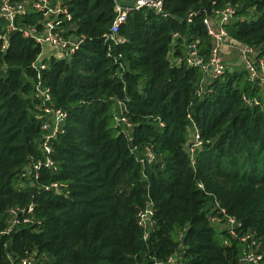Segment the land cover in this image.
<instances>
[{
    "label": "trees",
    "instance_id": "trees-1",
    "mask_svg": "<svg viewBox=\"0 0 264 264\" xmlns=\"http://www.w3.org/2000/svg\"><path fill=\"white\" fill-rule=\"evenodd\" d=\"M60 1L71 14L67 35L85 40L70 57L45 60L42 82L68 118L53 142L58 170L42 167L38 178L28 168L41 157L33 63L42 46L19 28L41 13L18 17L7 41L0 18V264L31 253L47 264H164L175 252L180 264H239L245 243L211 222L215 199L242 223L241 234L255 235L264 264V109L242 99L261 102L260 88L235 71L211 81L202 96L204 72L174 61L195 38L208 54L203 18L227 3L238 18L229 34L264 56V0H164L166 15L130 12L119 32L124 42L108 38L114 0ZM116 99L126 102L133 142L153 145L152 164L143 167L130 151ZM193 122L203 139L194 164L185 149ZM54 181L61 193L43 187ZM149 199L156 223L145 241L136 216ZM31 203L39 227L5 234L7 209Z\"/></svg>",
    "mask_w": 264,
    "mask_h": 264
},
{
    "label": "built area",
    "instance_id": "built-area-1",
    "mask_svg": "<svg viewBox=\"0 0 264 264\" xmlns=\"http://www.w3.org/2000/svg\"><path fill=\"white\" fill-rule=\"evenodd\" d=\"M115 1V16L112 21L110 33L108 38L115 42H124L125 39L119 35L121 26L127 21L130 12L133 10H139L142 8H151L158 14L166 15L164 12V0H114ZM52 0H0V18L7 21V32L3 36L7 41V34L10 31L18 29L16 26V19L18 17L26 15L28 12H39L42 18L36 23L27 26L20 27L23 32V36L26 38H33L42 46L48 45L53 51H63L68 57H70L80 44L85 40L84 35H76L74 33L67 35V26L64 23L71 19V14L67 8L62 7L60 0L54 3L55 10L53 11L50 6ZM30 7L31 11H28ZM50 11L56 12L58 16L55 19H50L46 16ZM237 17V7L232 3H227L224 7L214 10L210 14H206L203 18V24L207 30V34L211 39V46L209 52L206 53L202 50V43L200 38L188 42L185 46V53L183 56L176 58L175 63H185L188 67L200 68L204 74V80L206 76H212L219 78L225 73L226 64L223 56V47L226 45L229 39L228 25L232 23ZM6 45L4 44L3 47ZM242 60H246V70L249 80L258 84L264 85V61L261 60L258 64L251 63L248 59L253 53V48L247 44L241 45ZM61 56L56 58H63ZM43 51L38 58L34 61L33 67L37 70V81L35 82V92L33 97L38 99L36 104L39 113L37 116L41 120V126L43 134L41 136L39 150L41 157L28 168H33L35 172V178L39 177V170L45 167L52 171H57L58 167L55 160L52 157L54 152L53 142L63 133L64 125L68 118V111L62 107H57L52 103V94L50 88L44 86L42 72L47 69L46 59L49 57H42ZM122 55L119 54V57ZM117 62V57L115 58ZM119 65L124 68L125 65L122 62H118ZM202 82V83H203ZM201 84V92H202ZM244 103L248 106L261 105L260 100L257 97L244 94L242 96ZM117 113L116 121L119 125L123 126V131L128 139L130 151L136 155V158L143 167L152 164L156 161V153L153 145L147 144L140 149L138 144L133 142L132 130L134 123L127 116L128 108L126 102L122 99H116ZM264 108V107H263ZM160 126H165V123L160 120ZM203 145V139L197 125L193 122L191 129V137L186 144V151L190 157L192 164L196 162L197 149ZM43 187L48 191L55 193L62 192V186L58 181L44 184ZM197 187L201 190H205V186L202 182L197 184ZM9 216L8 226L3 232L10 234L13 230L19 226L35 227L36 229L41 224V220L35 213L34 204L31 203L26 206H14L7 209ZM137 223L143 231V239L149 240L155 220V204L149 199L144 206L140 207L137 212ZM211 222L219 228V231L225 230L233 238L240 239L245 243V249L242 256L239 259V264H261L263 259V252L261 249V243L251 232L240 233L239 228L242 223L234 216L228 213L227 209L223 207L220 202L215 199L213 207L210 211ZM180 255L175 252L170 255L164 264H180ZM18 264H47L45 262H38L36 253L26 255L21 259Z\"/></svg>",
    "mask_w": 264,
    "mask_h": 264
},
{
    "label": "rangeland",
    "instance_id": "rangeland-1",
    "mask_svg": "<svg viewBox=\"0 0 264 264\" xmlns=\"http://www.w3.org/2000/svg\"><path fill=\"white\" fill-rule=\"evenodd\" d=\"M60 4H61V2H60ZM50 6L52 7V9L54 11L55 8H53L54 7L53 2H51ZM28 11H31L30 7H28ZM46 16H48L50 19H55L58 16V14L56 12L50 11ZM41 17H42V15L40 16V18ZM237 19L238 18L236 17V19L234 21H236ZM243 44H247L253 48V53L250 55V57H248L247 60H249L251 63L258 64V65H259V62L261 60L264 61V56H260V52L262 51L261 47L256 48V47H254L248 43L238 41V40L234 39L231 35L229 36V39H228L226 45L223 47V56H224V61L226 64L225 73H228V72L232 73L235 71H243L246 74V77H244V80H246V79H249L248 73L246 70V60L245 61L242 60L241 48H239ZM42 51H43L44 57L46 55H47V57H49V55H51V54L56 55L54 57H59L63 53V51H53V49L51 47H49L48 45H44ZM63 55H64L63 58H68V56L66 54L63 53ZM175 60L176 59L174 58V61ZM225 73L222 76H220L219 78H214L212 76H206L205 82L202 83L203 86H202L201 95L203 96V93H205V91L207 93V91H208L207 85L211 81H213L215 79L222 81ZM252 84H253V86H258L260 88V97H261V103H262V108H263L264 107V85L258 84L254 81H252ZM191 126L193 127V125H191ZM217 229L219 230V228H217ZM261 249H262V246H261Z\"/></svg>",
    "mask_w": 264,
    "mask_h": 264
},
{
    "label": "crops",
    "instance_id": "crops-1",
    "mask_svg": "<svg viewBox=\"0 0 264 264\" xmlns=\"http://www.w3.org/2000/svg\"><path fill=\"white\" fill-rule=\"evenodd\" d=\"M37 13H39V12H37ZM41 18H42V17H41ZM41 18H39V19H41ZM42 57H44L43 54H42ZM45 57H47V55H46ZM45 57H44V58H45Z\"/></svg>",
    "mask_w": 264,
    "mask_h": 264
}]
</instances>
